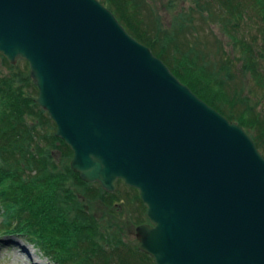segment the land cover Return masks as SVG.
<instances>
[{
  "label": "water",
  "instance_id": "obj_1",
  "mask_svg": "<svg viewBox=\"0 0 264 264\" xmlns=\"http://www.w3.org/2000/svg\"><path fill=\"white\" fill-rule=\"evenodd\" d=\"M0 53L104 192L138 191L154 264H264V158L98 0H0Z\"/></svg>",
  "mask_w": 264,
  "mask_h": 264
},
{
  "label": "trees",
  "instance_id": "obj_2",
  "mask_svg": "<svg viewBox=\"0 0 264 264\" xmlns=\"http://www.w3.org/2000/svg\"><path fill=\"white\" fill-rule=\"evenodd\" d=\"M99 1L182 84L240 125L260 149L264 143V116L257 107L264 108V0H188V9L183 7L175 13L172 30L159 26L147 0ZM139 11H146L149 20L146 16L144 21ZM216 21L230 39L225 42L231 46L230 53L216 37L210 45L214 55L201 49L198 37L202 26ZM145 22L149 24L146 32L141 28ZM203 44V49L207 48L208 44ZM0 57L9 69L7 75L0 76V235L21 236L53 259L56 247L51 234L55 236V232L60 237L54 241L60 240L64 246L72 245L86 254L83 245L72 243L73 238L82 237L85 242L89 240V251L96 250L97 242L93 243L84 230L98 226L94 220L91 223L83 202L99 198L111 204L117 193H105L98 185L93 189L92 184L82 182L71 171L70 149L54 136L55 130L49 128L54 123L30 98L29 88L37 89L29 69H18ZM243 72L250 81H242ZM55 151L63 159L59 164L53 161ZM133 191V201L141 208L136 216L138 225L146 222L145 209ZM59 258L66 259L65 255Z\"/></svg>",
  "mask_w": 264,
  "mask_h": 264
},
{
  "label": "rangeland",
  "instance_id": "obj_3",
  "mask_svg": "<svg viewBox=\"0 0 264 264\" xmlns=\"http://www.w3.org/2000/svg\"><path fill=\"white\" fill-rule=\"evenodd\" d=\"M147 1L153 10V16L158 20L159 26L165 30H172L175 13L183 9V7L188 9L191 4L188 0ZM147 14L148 13L146 11H139L138 13L139 16H145L144 21L146 16L149 20V16ZM147 25L149 24H146V22L141 24V28L145 29V32ZM219 26L220 23L217 21L215 24L203 25V30L200 31L198 37V40L201 43V49L211 52L212 55L215 53L213 52L214 49L210 48V45L214 37L222 41V45L225 46L228 53L232 50L231 46L225 43L226 41L228 42V40L230 41V39H228L227 34L222 32ZM240 27H243L242 24ZM203 43L208 44L207 48L203 49ZM14 66H17L18 69H24V71L28 69V65L23 60H17ZM235 69L237 73V66ZM8 71L9 69L6 68L2 58L0 57V76L3 74L7 75L9 73ZM241 77L244 83L250 81V77L247 74H245V76L241 75ZM29 90L30 98L35 99L37 91L33 88H29ZM227 108L231 110V105H228ZM260 108L261 107L259 106L257 107V109L260 110L261 114L264 116V108ZM49 128H51V131L55 130V127L52 124H50ZM259 151L264 156V143H261ZM53 157V161L59 164L62 159L61 153L55 151ZM89 184H92L93 189H96V183L92 182ZM116 186L117 188L112 194L117 193V197L112 199L113 201L111 204H108V202H105L102 199L100 200L99 198L83 202L87 208L85 209L86 214L90 215L89 218L91 223L94 220V223L98 226L93 227L91 230H84V234L86 232V234H88L93 240V243L96 244L97 242L96 245L99 247L96 248V250L89 251V245H87L89 240L85 242L84 238L78 237L76 239L73 238L72 243L83 245L85 249L84 251H87V253L85 254L81 251H76L72 245H69L68 247L62 245L60 240L54 241L56 240L55 238L60 237L57 232H55V236L51 234L53 239L52 243L56 247L53 250V254L56 256L55 259L57 261L59 260L61 264H153V262H151L152 260L147 259L143 253L139 252L137 249L138 242L135 237V227L137 225H135V223L136 216L139 215L141 208L140 206L136 207V204L133 201L135 191H133L134 189L132 190V188L126 187L122 182H117ZM50 230V232H54L52 228H50ZM87 230L89 233H87ZM44 243L49 244L51 242ZM25 251L27 253H25ZM64 255L66 259L61 261L59 257L64 258ZM55 259L50 257L48 258V256L45 257L36 245L22 237L15 235L0 236V264H36V262H41L42 264H59V261L56 262Z\"/></svg>",
  "mask_w": 264,
  "mask_h": 264
},
{
  "label": "bare ground",
  "instance_id": "obj_4",
  "mask_svg": "<svg viewBox=\"0 0 264 264\" xmlns=\"http://www.w3.org/2000/svg\"><path fill=\"white\" fill-rule=\"evenodd\" d=\"M25 253H27L26 251H25ZM36 264H42L41 262H36Z\"/></svg>",
  "mask_w": 264,
  "mask_h": 264
}]
</instances>
